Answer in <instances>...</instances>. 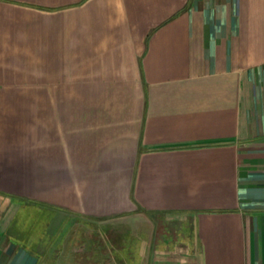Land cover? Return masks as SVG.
Listing matches in <instances>:
<instances>
[{
	"label": "crops",
	"instance_id": "obj_1",
	"mask_svg": "<svg viewBox=\"0 0 264 264\" xmlns=\"http://www.w3.org/2000/svg\"><path fill=\"white\" fill-rule=\"evenodd\" d=\"M0 264H264V0H0Z\"/></svg>",
	"mask_w": 264,
	"mask_h": 264
}]
</instances>
